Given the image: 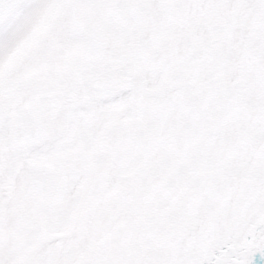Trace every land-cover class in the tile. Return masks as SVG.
<instances>
[{
	"label": "snow or ice",
	"instance_id": "1",
	"mask_svg": "<svg viewBox=\"0 0 264 264\" xmlns=\"http://www.w3.org/2000/svg\"><path fill=\"white\" fill-rule=\"evenodd\" d=\"M0 264H264V0H0Z\"/></svg>",
	"mask_w": 264,
	"mask_h": 264
}]
</instances>
